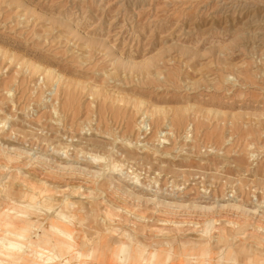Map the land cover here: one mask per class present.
I'll return each instance as SVG.
<instances>
[{
	"label": "rangeland",
	"instance_id": "obj_1",
	"mask_svg": "<svg viewBox=\"0 0 264 264\" xmlns=\"http://www.w3.org/2000/svg\"><path fill=\"white\" fill-rule=\"evenodd\" d=\"M3 165L92 209L62 223L75 260L257 264L264 0H0Z\"/></svg>",
	"mask_w": 264,
	"mask_h": 264
},
{
	"label": "bare ground",
	"instance_id": "obj_2",
	"mask_svg": "<svg viewBox=\"0 0 264 264\" xmlns=\"http://www.w3.org/2000/svg\"><path fill=\"white\" fill-rule=\"evenodd\" d=\"M95 158H98V156L94 157V159ZM91 161H94V160H91ZM5 166L6 165L0 166V189H1V191H0V218L7 219L8 217L15 216L22 223H24L27 227L34 230L37 234H41V235L54 234L55 236L66 238L68 236V233H66L62 228V226H66V225H62V223H64L65 220L66 221L70 220V217H72V216L76 217V216L80 215L79 217H81V216L87 217V215L92 210L91 208H88V206H84V207L79 206L80 203L76 202V201H72L69 197H67L68 195L64 196L60 201H57V200L55 201L54 195L62 193V192H58V190L53 192L54 195L53 194L44 195L46 192L51 193L53 191V190L49 191L50 185L48 186L46 183V179H49L50 177L54 176L53 171H46L45 172L46 176H43V180H40V181H37L34 183V182L26 181L25 179H23L21 177V174L18 172L17 169H14V171H12V173L9 172L10 174H7L8 168L5 170ZM51 169H53V168H51ZM88 173L81 174V176L86 178L87 182L90 184L92 182V180H90L91 178L88 177L89 176ZM90 173H92V172H90ZM64 175H66L67 177H71L72 173L62 174L59 177H64ZM91 176H93V174H91ZM68 189L72 192V194H77V195H82V196L84 195L83 194L84 192L81 191V187H69ZM64 192H66V191H64ZM88 195L89 194H87L86 196H88ZM4 201L10 202L11 204H14V203H16V204H15V206H9L10 208H7L8 206H3ZM47 201L51 202V203L56 202V205L59 208L58 212H55L54 215L49 217V220H51V221H50L48 230L44 227L46 222H44L43 219L38 220L36 218L37 216H39V214L42 211H44V208L41 205V203L47 202ZM12 207H17V208H12ZM206 210H211V209H206ZM108 222H109V224L107 225L108 229L111 226H114V225H112L113 224L112 219H109ZM215 222H216L215 220H210V221L205 222L203 224V226L205 228H207L206 226L209 225V223H211L213 225ZM32 224L35 225V226H33V228H31ZM180 228H184V227L183 226H175V228L172 229L171 231L176 232L177 234L182 233V232L185 233L186 231H189V230L180 229ZM209 231L210 230H207V231L202 230L200 232L205 233V235H207V233H209ZM256 231L264 234V227L258 226V227H256ZM156 232L159 235H164V234H166L167 231L165 229H158V230H156ZM168 232H169V230H168ZM222 238H224V237L222 236ZM261 241L264 243V238L261 239ZM72 249H73V247L68 249V253ZM120 251L122 252V254L127 256L128 261H132V262L134 261L132 259V254H131L130 250H128V251L124 250V249L122 250V248H121ZM146 252H147L146 249H141L137 252L138 257H137L136 262H139L138 264H144V261H145L144 257H145ZM68 253L55 254V253L41 252V257L43 258L46 256L47 259L49 260V262H53L56 259H58L60 261V264H61V262L66 260L65 256ZM78 255L80 256V254H78ZM153 256H154V254H151L150 258H152ZM256 263L257 264H264V256L258 258L256 260ZM65 264H67V263H65Z\"/></svg>",
	"mask_w": 264,
	"mask_h": 264
},
{
	"label": "clouds",
	"instance_id": "obj_3",
	"mask_svg": "<svg viewBox=\"0 0 264 264\" xmlns=\"http://www.w3.org/2000/svg\"><path fill=\"white\" fill-rule=\"evenodd\" d=\"M62 228L68 233L66 238L54 234H37L15 216L0 218V264H49L46 256L41 257V252L68 253V249L72 247L84 255L91 252L90 249L81 247L72 227ZM69 255L73 256V264H95L98 253H92L91 259L87 261L75 260L74 254ZM116 264H120L118 259Z\"/></svg>",
	"mask_w": 264,
	"mask_h": 264
}]
</instances>
